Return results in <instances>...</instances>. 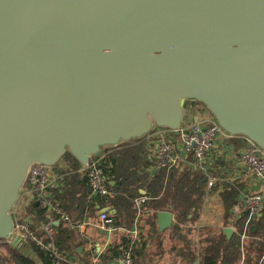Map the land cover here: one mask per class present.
Wrapping results in <instances>:
<instances>
[{
    "label": "water",
    "instance_id": "95a60500",
    "mask_svg": "<svg viewBox=\"0 0 264 264\" xmlns=\"http://www.w3.org/2000/svg\"><path fill=\"white\" fill-rule=\"evenodd\" d=\"M188 102L264 150V0H0V240L32 165L178 134Z\"/></svg>",
    "mask_w": 264,
    "mask_h": 264
},
{
    "label": "crops",
    "instance_id": "0c3cea01",
    "mask_svg": "<svg viewBox=\"0 0 264 264\" xmlns=\"http://www.w3.org/2000/svg\"><path fill=\"white\" fill-rule=\"evenodd\" d=\"M200 115L202 113L193 110V114L187 118V122L184 124L195 122V117ZM145 139L148 140L144 148L146 156H144V162L140 159L137 160L136 170L144 174L150 172L155 174L156 171L162 169H158L157 160L153 157L151 150L159 144V141L154 140L152 135L145 137ZM218 147L219 158L214 164L212 171L220 176V179H225L217 183L210 192L206 191L201 212L194 222L178 219L171 207L156 211L157 214L161 210H169L173 213L172 227L163 231H160L158 227V215L155 219L156 229H151L155 209L144 208L143 204L140 206L136 203L138 198L145 197L147 199L148 197L147 191L140 186L142 182L135 183L132 187L134 188L133 190H127V194L132 195L130 200L133 201L132 204L137 210L134 221L129 226L110 223L111 230H106L105 227L100 225L102 210L109 214L112 222V216L119 212L122 214L126 208L121 201H117L115 204L114 200H117V192L114 191V196L108 199L95 197L91 194L88 182H85L87 180L85 166L79 168L76 172L71 170L64 172L69 166L67 164L60 165L54 171L57 176V182L49 190L50 192L55 190L58 195H61L63 203L67 207V211L61 210L68 219L60 218L54 221L55 234L58 232L57 226L60 224V220L65 222V226H71V231L74 234L73 238L68 242L69 250H64L63 252L68 253L79 263L104 264L100 254L106 252L112 244L121 242L123 235H127L132 239V231L136 230L138 234L136 241H140L142 238L147 243L143 253L144 256L141 258L142 264H192L194 262L199 264L198 252L205 245L206 239L216 236L220 230L224 232V228L227 226H231L234 229L233 236L240 235L238 223L242 216L240 214L243 208L241 203L242 192L257 190L261 187L257 180H251L247 177L246 166L241 161L243 144L239 140H226L222 144H218ZM120 149L122 147L111 149L107 152V155L116 154ZM114 164L109 160V162H105L104 166L109 172L110 187L117 188L126 176L123 174L122 180L119 181L116 173L113 174L114 171L116 169L119 170V174L122 172L128 173V171L120 169L119 163L118 166L116 163ZM187 169L197 171L193 168ZM135 179L138 180V178ZM226 185L236 187L238 190L237 199L239 200L238 205L234 207L233 214L229 217L226 216L221 197ZM51 195L54 198V194ZM22 198L21 196L13 210L16 220L26 219L25 201H22ZM55 201L59 202L57 199ZM106 208L108 209L106 210ZM124 213L128 215V212ZM260 216H263V212L258 218ZM1 251L4 253L6 250L2 249L1 246ZM190 251L196 252L197 259L195 261H189ZM122 258V256L118 257L107 264H122L124 263Z\"/></svg>",
    "mask_w": 264,
    "mask_h": 264
},
{
    "label": "trees",
    "instance_id": "16d2710c",
    "mask_svg": "<svg viewBox=\"0 0 264 264\" xmlns=\"http://www.w3.org/2000/svg\"><path fill=\"white\" fill-rule=\"evenodd\" d=\"M189 104L191 106L188 108L202 113L200 106L204 105L199 102H188ZM204 107L206 108V106ZM208 114L213 118L210 112ZM187 118L188 116H186L185 123L187 122ZM147 142L148 140L142 137L130 142L121 143L118 146L106 148L103 154L104 156L99 157L103 166L105 162L107 163L110 160L113 164L116 163L117 166L119 163L120 169H123V171H128V173L122 172L120 174L118 173L119 170L116 169L114 171L113 174L116 173L119 181L122 180L123 174L126 177L119 183V187H110L112 195L105 197L107 199L109 197L111 198V196H114L113 192L116 191L117 200H114L115 204L117 201H121L126 206L124 212H128V215H125L124 212L122 214L119 212L112 216L113 220L111 223L114 225L123 224L122 226H129L134 221L137 210L134 208V204H132L133 201L130 200L132 195L127 194V190H133V185L139 182H142L140 186L148 194L147 200L143 204L144 208L149 207L155 209L154 220L151 222L152 230L156 229V211L168 207H171L178 219L194 222L199 217L206 196L207 183L205 176L200 170L191 171L187 168H164L156 171L155 174L151 172L147 174L140 173V171L136 170L137 160L140 159L144 162V156H146L144 148ZM121 147L122 149L118 153L107 155L109 150ZM62 164L69 166L64 172L70 170L76 172L79 168L83 167L68 151L51 169L55 171ZM105 171L109 173L106 169ZM135 178H138V180ZM85 182L87 183L88 179ZM51 194H54V198L51 195L49 198L38 201L36 199L31 200L28 204L24 205L26 212L25 218L29 220L31 228L38 234H43L42 228L40 227L41 224L50 220L60 219L61 214L53 208H50V204L52 207L57 206L67 211L61 195H58L55 190H51ZM237 195L238 190L235 186L226 185L224 187V192H222L221 197L227 217L233 214L234 207L239 203ZM55 199L59 200V202H56ZM245 222L246 218L242 216L238 223L240 232L243 231ZM57 229L58 232L54 236L56 245L62 251L69 250L68 242L74 235L71 231L72 227L69 225L65 226V222L60 220ZM247 232L250 238L245 241L241 240L240 235H232L233 237L228 239L223 230H220L216 236L206 239L205 245L198 252L199 264H264V210L263 216L251 221L248 225ZM0 244L2 245V249L6 250L0 256L4 264H51L49 253L37 246L36 243H25L19 249L14 248L4 240H0ZM146 244L142 238L140 241L132 243V240L127 235H123L121 242L112 244L106 252L100 254V258L104 264H107L113 259L121 256L124 257L127 253H131L133 263L142 264L141 258L144 256L143 253ZM30 249H33L32 253H30ZM195 253L190 251L189 261H195L197 259Z\"/></svg>",
    "mask_w": 264,
    "mask_h": 264
},
{
    "label": "built area",
    "instance_id": "2783aa9c",
    "mask_svg": "<svg viewBox=\"0 0 264 264\" xmlns=\"http://www.w3.org/2000/svg\"><path fill=\"white\" fill-rule=\"evenodd\" d=\"M175 134L173 130L165 128L155 129L151 134L154 140L159 141L156 147L151 148L152 155L157 160L158 169L193 168L194 170H200L205 176L208 192L217 183L225 179H220V176L212 171L219 158L218 144L230 139L239 140L243 144L241 161L246 166L247 177L251 180H257V183L261 185L260 189L243 191L241 195L243 208L240 214L246 218V222L243 231L240 232V237L244 241L248 239V225L253 219H257L264 210V150L246 136H234L227 133L214 118L211 119L203 114L198 117L197 121L184 124L179 129V133L174 136ZM104 167L99 157L92 158L85 166L91 194L98 198L112 195L110 177ZM56 182L57 176L51 167L44 164H34L29 171L28 181L22 190V199H24L25 204H28L34 199L38 201L49 198L51 196L49 189ZM146 200L145 197H141L136 200V203L141 206ZM49 207L60 213V218H66L59 207H52L51 204ZM54 221L50 220L41 224L43 234H38L31 228L29 220H16L15 231L25 243H36L37 246L47 251L51 264H80L67 257L56 245ZM110 223L109 214L102 212L100 225L105 227L106 230H111ZM137 235V231L133 230L132 243L136 242ZM8 243L11 244V241L8 240ZM1 246L0 244V256L2 254ZM122 261L124 264H134L131 253H127ZM0 264H4L1 257ZM192 264L198 263L194 262Z\"/></svg>",
    "mask_w": 264,
    "mask_h": 264
},
{
    "label": "rangeland",
    "instance_id": "374dc122",
    "mask_svg": "<svg viewBox=\"0 0 264 264\" xmlns=\"http://www.w3.org/2000/svg\"><path fill=\"white\" fill-rule=\"evenodd\" d=\"M201 108H202V113L204 114V115H206L207 117H209V118H211L212 119V117L208 114L209 113V111L204 107V106H200ZM195 110V109H194ZM193 114V109L191 110V108H188V106H187V108H186V116H191ZM22 201H24L23 199H22ZM1 252H3V251H1Z\"/></svg>",
    "mask_w": 264,
    "mask_h": 264
},
{
    "label": "bare ground",
    "instance_id": "6f19581e",
    "mask_svg": "<svg viewBox=\"0 0 264 264\" xmlns=\"http://www.w3.org/2000/svg\"><path fill=\"white\" fill-rule=\"evenodd\" d=\"M64 219H66V220H67V219H68V217L66 216V218H64ZM4 241H6V243H8V240H4ZM11 245H12V244H11Z\"/></svg>",
    "mask_w": 264,
    "mask_h": 264
},
{
    "label": "flooded vegetation",
    "instance_id": "af4514ba",
    "mask_svg": "<svg viewBox=\"0 0 264 264\" xmlns=\"http://www.w3.org/2000/svg\"><path fill=\"white\" fill-rule=\"evenodd\" d=\"M187 106L189 107V106H191V104L188 105V103H187V104H186V108H187Z\"/></svg>",
    "mask_w": 264,
    "mask_h": 264
}]
</instances>
